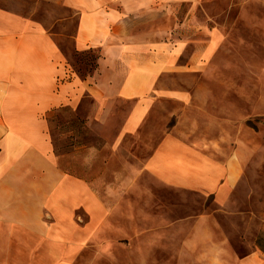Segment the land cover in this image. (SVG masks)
Wrapping results in <instances>:
<instances>
[{
    "label": "rangeland",
    "instance_id": "374dc122",
    "mask_svg": "<svg viewBox=\"0 0 264 264\" xmlns=\"http://www.w3.org/2000/svg\"><path fill=\"white\" fill-rule=\"evenodd\" d=\"M108 4L124 13L130 40L179 51L135 133H119L131 103L98 104L88 95L45 120L64 180L23 169L30 183H22L19 202L12 185L11 220L20 218L27 242L21 254L12 240V263L264 264V0ZM0 8L39 21L68 75L95 70L102 51L76 48L79 13L66 0H0ZM168 135L204 165L234 161L232 184L190 189L148 171L146 161ZM225 175L220 169L218 179Z\"/></svg>",
    "mask_w": 264,
    "mask_h": 264
},
{
    "label": "crops",
    "instance_id": "0c3cea01",
    "mask_svg": "<svg viewBox=\"0 0 264 264\" xmlns=\"http://www.w3.org/2000/svg\"><path fill=\"white\" fill-rule=\"evenodd\" d=\"M109 1L66 0L79 13L76 48L102 51L95 70L85 78L66 73L58 45L39 21L0 8L2 264H11V259H15L14 256L11 258L12 240L16 239L22 245L17 247L21 254L27 243L19 236L24 229L20 226V218L11 220L12 185L16 194L13 200L19 202L18 193L24 190L22 183H30L25 182L22 170L30 168L41 175L34 173L35 177L41 178L45 169L43 178L48 182L64 180L54 161L44 116L47 117L54 108L74 105L83 95L90 96L98 104L131 103L119 133L133 134L151 110L156 94L160 93L158 78L172 69V57L179 47L166 42L130 40V27L125 28L123 22L124 13L109 5ZM233 162L223 168L204 165L202 156H198L193 148L168 135L146 161V169L168 185L218 192V186L232 184L229 165ZM220 169L226 173L223 181L218 179ZM38 252H41L39 248ZM32 257L28 259L37 258L36 253ZM20 260L21 257L12 264L23 263Z\"/></svg>",
    "mask_w": 264,
    "mask_h": 264
},
{
    "label": "trees",
    "instance_id": "16d2710c",
    "mask_svg": "<svg viewBox=\"0 0 264 264\" xmlns=\"http://www.w3.org/2000/svg\"><path fill=\"white\" fill-rule=\"evenodd\" d=\"M66 110H68V107L67 106H61V107H58V108H54V109H52L50 112H49V114L47 115V117H46V120L49 122V121H51V116L52 115H55L56 113H59V112H64V111H66ZM51 131V130H50ZM53 142H55V140L53 139ZM54 149L56 150L57 149V145L54 143ZM66 173H68V174H71V175H73V173H72V171H70V170H66L65 171Z\"/></svg>",
    "mask_w": 264,
    "mask_h": 264
}]
</instances>
